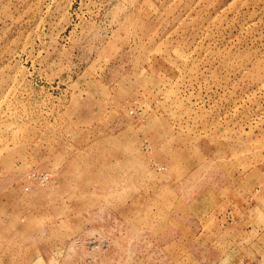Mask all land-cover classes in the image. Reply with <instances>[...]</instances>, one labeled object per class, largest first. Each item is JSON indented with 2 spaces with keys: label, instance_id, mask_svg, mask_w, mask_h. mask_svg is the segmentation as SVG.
<instances>
[{
  "label": "rangeland",
  "instance_id": "obj_1",
  "mask_svg": "<svg viewBox=\"0 0 264 264\" xmlns=\"http://www.w3.org/2000/svg\"><path fill=\"white\" fill-rule=\"evenodd\" d=\"M0 264H264V0H0Z\"/></svg>",
  "mask_w": 264,
  "mask_h": 264
},
{
  "label": "bare ground",
  "instance_id": "obj_2",
  "mask_svg": "<svg viewBox=\"0 0 264 264\" xmlns=\"http://www.w3.org/2000/svg\"><path fill=\"white\" fill-rule=\"evenodd\" d=\"M134 221H135V220H134ZM134 221H133V222H134ZM132 224L134 225V223H132ZM134 226H135V225H134ZM134 226H133V227H134ZM131 251H132V250H131ZM134 251H135V250H134ZM134 251H133V252H134Z\"/></svg>",
  "mask_w": 264,
  "mask_h": 264
}]
</instances>
